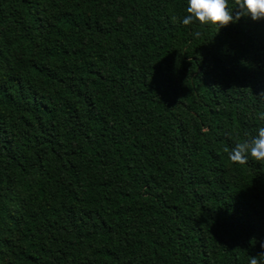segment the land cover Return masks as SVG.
I'll use <instances>...</instances> for the list:
<instances>
[{"label": "trees", "instance_id": "trees-1", "mask_svg": "<svg viewBox=\"0 0 264 264\" xmlns=\"http://www.w3.org/2000/svg\"><path fill=\"white\" fill-rule=\"evenodd\" d=\"M186 7L0 0V264H264V19Z\"/></svg>", "mask_w": 264, "mask_h": 264}, {"label": "clouds", "instance_id": "clouds-1", "mask_svg": "<svg viewBox=\"0 0 264 264\" xmlns=\"http://www.w3.org/2000/svg\"><path fill=\"white\" fill-rule=\"evenodd\" d=\"M234 8H239L235 15ZM186 12L182 19L184 25L198 21L201 25H215L218 31L242 15H250L253 20L264 19V0H233L231 6L229 0H187ZM249 156L264 165V126L259 127L256 136L236 143L229 152V159L236 164H247ZM261 247L264 248V243ZM249 264H262V261L253 256Z\"/></svg>", "mask_w": 264, "mask_h": 264}]
</instances>
